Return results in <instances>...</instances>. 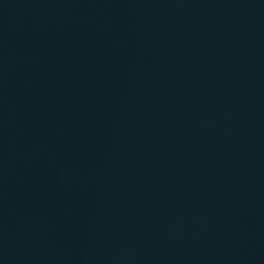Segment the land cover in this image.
<instances>
[{"label":"water","instance_id":"95a60500","mask_svg":"<svg viewBox=\"0 0 264 264\" xmlns=\"http://www.w3.org/2000/svg\"><path fill=\"white\" fill-rule=\"evenodd\" d=\"M0 264H264V0H0Z\"/></svg>","mask_w":264,"mask_h":264}]
</instances>
